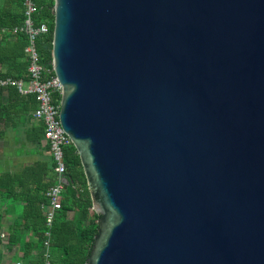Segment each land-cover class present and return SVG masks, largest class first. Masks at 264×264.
<instances>
[{"label":"water","instance_id":"obj_1","mask_svg":"<svg viewBox=\"0 0 264 264\" xmlns=\"http://www.w3.org/2000/svg\"><path fill=\"white\" fill-rule=\"evenodd\" d=\"M53 6L85 264H264V0Z\"/></svg>","mask_w":264,"mask_h":264},{"label":"trees","instance_id":"obj_2","mask_svg":"<svg viewBox=\"0 0 264 264\" xmlns=\"http://www.w3.org/2000/svg\"><path fill=\"white\" fill-rule=\"evenodd\" d=\"M22 3L23 0H0V27L12 28L21 25L23 20ZM50 5L41 7L37 14V21L47 20L51 33L38 37L35 42L39 59L46 67L50 66L52 48L53 16L49 12ZM26 45L27 39L23 34L14 38L0 36V80L25 78L28 66V59L24 53ZM5 89L6 100L3 101L1 92L3 88H0V139L4 137V131L7 128L17 125L24 126L25 123H29L32 113L37 108L34 95H21L12 86H7ZM43 131V123L37 122L30 130V139L28 138V140L30 142L41 141L44 139ZM64 164L66 177L72 183L64 191L62 208L53 223L50 247L51 264H85L93 237L96 234L98 216L92 210L80 160L73 147L65 149ZM36 168L38 166L26 168L16 175L0 176V209L4 203H9L12 207L22 210V214L24 210L29 213L27 216L23 215L21 230L20 225H16V228L12 229L9 237L10 243L19 242L21 236L28 232L34 233L37 237V243L33 241L23 245V264H42L40 256L36 255L37 258L33 259L32 250L41 246L44 227L41 205L45 204L47 200L43 193L52 183L51 172L47 168L39 177L35 176ZM28 175H30V180L24 181ZM43 176L47 178V182L45 185H40L39 181L41 178L43 179ZM29 182L34 185V189H30ZM21 201L26 202L25 209L21 208ZM70 213H72V217L69 218ZM19 232L23 234L21 235Z\"/></svg>","mask_w":264,"mask_h":264},{"label":"built area","instance_id":"obj_3","mask_svg":"<svg viewBox=\"0 0 264 264\" xmlns=\"http://www.w3.org/2000/svg\"><path fill=\"white\" fill-rule=\"evenodd\" d=\"M53 3L54 0H23L22 24L12 28L0 27V34L2 35L16 37L19 34H23L26 37L27 45L24 51L28 59V66L24 79L0 80V86H16L19 93L32 94L35 96L37 108L33 112L32 118L43 123V137L48 144L54 163V181L46 192L48 204L42 208L44 230L42 233L40 252L35 254L40 256L42 264H51L50 247L52 241V227L57 213L62 208L64 185L65 179L67 178L65 174L64 151L67 148L73 147L70 138L62 130L59 121L62 89L54 75L52 61L49 67L44 66L39 59L35 45L38 37L51 33L50 25L47 20L37 21V14L43 5L51 4L49 12L53 16ZM24 82L27 83L25 88L23 86ZM0 239L2 242L6 241L7 243V235L5 232L2 231L0 233ZM12 264H23V262L20 260H13Z\"/></svg>","mask_w":264,"mask_h":264},{"label":"crops","instance_id":"obj_4","mask_svg":"<svg viewBox=\"0 0 264 264\" xmlns=\"http://www.w3.org/2000/svg\"><path fill=\"white\" fill-rule=\"evenodd\" d=\"M0 36H10L11 38H14L11 35L0 34ZM7 86H11V85L0 86V88H3V90L1 91L3 95V99H4L3 101L6 100L5 95L7 92L5 91L6 90L5 88ZM12 87H15L16 90L18 91L16 86H12ZM21 95H29V94H21ZM37 122H40V121L34 120L32 118L29 121V123H25L24 126L17 125L16 127H13V128L9 127L4 131V137L0 139V176L1 175L10 176L14 174L16 175V174L21 173L26 168H34L35 166H38V168H36L35 176L36 177L41 176V173L44 171L45 168H47L51 172L50 180H51V183L53 184V181H54L53 164L54 163H53L47 142L44 139H42L41 141H35V142H30V140H28V138L30 139V135H29L30 130L32 129L34 124H37ZM29 180H30V175L24 178V181H29ZM46 182H47V178L43 176V179L42 178L40 179L39 184L45 185ZM30 183L31 182H29V187L32 190L34 189V185ZM47 190L43 193L45 195V198H46ZM47 204H48V200H46L45 204L41 205V209ZM8 205L10 204L4 203V205L0 209L1 211L0 212L1 213L0 233L3 231L7 235V243L6 241L2 242L0 239V264H12L13 260H20L21 262H23V254H22L23 245L27 242H33V241L37 243V237H35V234L32 232H28L26 235L21 236V239L19 242L17 241L15 244L10 243L9 237H10V233L12 232V229L16 228V225H20V230H21L22 229L21 221H22V218L24 217L23 215L27 216L29 213H27V210H24L22 214V210L16 209L12 207L11 205L10 207ZM20 205H21V208L23 209L27 207V204L25 201H21ZM42 215H43V209H42ZM70 217H72V213L69 214V218ZM43 219H44V216H43ZM23 225H24V221H23ZM43 230H44V227H43ZM20 234L22 235L23 233H20ZM39 252H40L39 247L34 248V250H32V254L34 256L33 259L37 258L35 254H38Z\"/></svg>","mask_w":264,"mask_h":264},{"label":"rangeland","instance_id":"obj_5","mask_svg":"<svg viewBox=\"0 0 264 264\" xmlns=\"http://www.w3.org/2000/svg\"><path fill=\"white\" fill-rule=\"evenodd\" d=\"M23 86H24V88L27 86L26 82H24Z\"/></svg>","mask_w":264,"mask_h":264}]
</instances>
